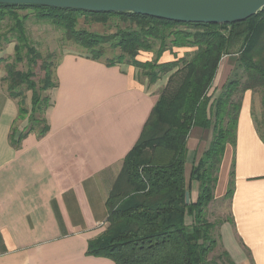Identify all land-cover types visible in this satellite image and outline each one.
Returning a JSON list of instances; mask_svg holds the SVG:
<instances>
[{"label": "trees", "instance_id": "trees-1", "mask_svg": "<svg viewBox=\"0 0 264 264\" xmlns=\"http://www.w3.org/2000/svg\"><path fill=\"white\" fill-rule=\"evenodd\" d=\"M27 10L61 29L67 40L92 60H104L109 66H134L151 85L168 75L167 85L108 197V228L89 242L87 254L115 264H219L209 258L219 247V237L218 224L208 220L207 211L214 201L227 145L236 144L243 95L260 91L264 109V9L244 22L206 25L132 14L0 5V26L8 23L7 31L0 35V48L14 43L16 63L23 61L26 51L28 63L36 65L42 57L29 42L24 24L28 16H19ZM82 18L104 25L119 20L128 27L101 35L79 29ZM157 45L160 48L154 62L138 60L141 51H152ZM175 48L194 52L177 59ZM108 49L120 53L109 59ZM168 50L175 61L160 63ZM232 55L238 56L234 74L213 99L208 93L219 65ZM3 63L0 59V66ZM42 68L46 74L38 86L32 72L7 66L4 82L8 95L18 100L17 121L28 118L21 133L12 128L10 141L15 146L30 133L42 138L50 131L46 115L53 99L46 93L57 88V64L44 63ZM27 92L31 93L30 109L25 103ZM262 127L264 139V113ZM194 128L212 129L213 139L193 167L190 181L199 184V196L196 202L188 203L187 141ZM233 174L227 199L233 196ZM222 255L228 264H234L227 253Z\"/></svg>", "mask_w": 264, "mask_h": 264}, {"label": "crops", "instance_id": "crops-1", "mask_svg": "<svg viewBox=\"0 0 264 264\" xmlns=\"http://www.w3.org/2000/svg\"><path fill=\"white\" fill-rule=\"evenodd\" d=\"M177 59L194 49L175 48ZM157 53L138 55L141 62ZM166 51L160 63L175 61ZM238 56L224 57L208 95L219 97L232 78ZM1 72V71H0ZM49 133L10 141L28 125L19 120L0 75V264H115L87 254L88 244L108 228L107 200L165 89L168 76L150 84L134 66H109L77 51L60 58ZM26 96L30 106L31 93ZM260 91L243 95L236 144H228L218 174L213 204L226 201L233 174L229 210L216 223L219 248L234 264H264V139ZM17 121V122H16ZM212 129L194 128L187 141L185 177L188 203L199 196L191 182L194 165L209 149Z\"/></svg>", "mask_w": 264, "mask_h": 264}, {"label": "water", "instance_id": "water-1", "mask_svg": "<svg viewBox=\"0 0 264 264\" xmlns=\"http://www.w3.org/2000/svg\"><path fill=\"white\" fill-rule=\"evenodd\" d=\"M0 5L132 14L179 24L232 25L261 12L264 0H0Z\"/></svg>", "mask_w": 264, "mask_h": 264}, {"label": "rangeland", "instance_id": "rangeland-1", "mask_svg": "<svg viewBox=\"0 0 264 264\" xmlns=\"http://www.w3.org/2000/svg\"><path fill=\"white\" fill-rule=\"evenodd\" d=\"M19 16L24 18V16H28V19L24 21L26 26L27 35L29 38V42L32 47L36 49V51L41 55L42 59L37 61L36 65L29 64L26 51L23 53V61L21 63H16V56L14 54V46L15 44L3 45L0 48V59L4 60V63L0 66V75L4 78L7 77V66L9 64H13L16 66V69L20 72H32L33 77L32 80L40 86V82L45 77V71L43 70L42 66L44 63L49 64L50 66H55L58 64L62 55L69 51H77L82 53V50L76 46L73 42L67 40L64 32L55 27L53 24L40 21L34 16V12L32 10L27 11H20ZM7 24L0 26V35L3 32L7 31ZM128 24L121 22L119 20H111L108 24H100L92 22L91 20L82 18L80 20L79 29L87 30L92 33H98L101 35H111L114 34L118 28H126ZM180 29H185L184 27H180ZM159 45L155 46L154 50L152 51H141L143 53H158ZM140 52V53H141ZM107 58H113L119 54L120 52L117 51L116 53L112 52L108 49ZM113 53V54H112ZM85 55V54H84ZM157 57V56H156ZM156 59H153L154 62ZM141 75L143 73L139 70ZM168 76V75H167ZM25 90V89H24ZM53 91L49 90L46 94L52 96ZM26 96L29 92L25 93ZM229 210V201L218 202L213 204L210 207L209 211H207V218L210 221H215L216 223L222 219L221 215L226 214ZM222 251L218 247L211 255L210 259L218 262L219 264H228L224 258L222 257Z\"/></svg>", "mask_w": 264, "mask_h": 264}]
</instances>
